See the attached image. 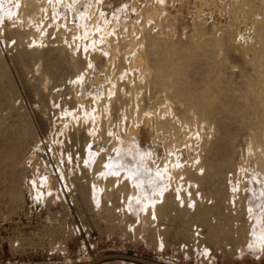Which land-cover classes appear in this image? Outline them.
<instances>
[{"label":"rangeland","instance_id":"rangeland-1","mask_svg":"<svg viewBox=\"0 0 264 264\" xmlns=\"http://www.w3.org/2000/svg\"><path fill=\"white\" fill-rule=\"evenodd\" d=\"M193 23L187 14L179 12L174 18H168L163 22L164 34L157 36L162 43H154L147 31H142L144 36L138 38L143 43V56L150 72L142 79L128 71L124 61L127 53L121 51L124 55L117 54L111 63L109 55L89 50L87 46L95 33L91 37L80 36L78 55L73 59L68 51L61 49L59 34L54 35L50 28L43 47L27 48L23 41L28 32L11 28L6 20L0 21V264H82L107 254H126L165 264H264V249L259 252L246 247L249 239L246 209L249 206L258 213V200L264 206V168L258 170L254 159L246 157L249 138L258 133L256 125L263 115L259 109L261 88L253 66L246 64L243 53L225 34L219 42L210 36H205L203 41L194 37L197 42H193L191 37L197 27ZM204 28L209 35L210 23H205ZM204 42L207 50L200 49ZM172 44L174 51L170 50ZM215 46L218 50L213 51ZM173 53V58L189 56L184 65L186 70L181 72L182 76H171L172 82L175 85L187 83L201 93L210 88L217 91L220 101L209 120L211 134L202 141L206 147L198 151L200 160L196 165L182 166L179 191L182 204L173 188L165 191L157 205L158 211L152 212L148 219H142L141 215L138 218L137 195L132 193L129 198L131 193L127 188L121 195L105 192L100 206L92 204L86 196L93 175L84 169L90 146L86 132L89 124L81 121L80 106L92 107L89 94L94 93L96 82L92 81V91L81 98V103L77 97L80 91L77 76L83 73L88 78L93 69L105 76V80L102 79L105 93L99 97L96 110L100 113V132L104 136V112L111 118L113 130L116 124V129L120 125L119 116L126 108L130 110L129 117L138 121L143 108L159 114V107L168 100L157 88L145 83L152 82L158 74L167 75L168 72L160 68L170 65L168 60ZM110 85H115L113 91L107 87ZM106 97L114 100L108 101ZM175 102L170 101L169 119L186 117L183 103ZM222 108L230 111H220ZM83 112L86 113V109ZM123 122L128 128V118ZM178 135L179 132L174 136ZM143 142L121 147L124 169L143 165L153 173L156 166L141 159V152L149 146L148 141ZM168 147L173 149L171 145ZM40 162L49 168L47 172L56 186L54 193L36 182L38 177L34 170ZM201 165L203 169L197 170ZM252 193L256 199L250 198ZM216 194L226 197L225 206L216 207ZM188 199L195 204L191 209L190 204H186ZM165 203L166 208L161 209ZM206 207L207 222L216 229L214 242L209 241L207 225L201 223L195 211Z\"/></svg>","mask_w":264,"mask_h":264},{"label":"bare ground","instance_id":"bare-ground-1","mask_svg":"<svg viewBox=\"0 0 264 264\" xmlns=\"http://www.w3.org/2000/svg\"><path fill=\"white\" fill-rule=\"evenodd\" d=\"M178 12L187 14L188 17L197 24L195 28L196 32L191 37L193 42L196 41H194V37L196 39L198 37V39L200 38L202 39L201 41H203L205 36H210L211 39L217 42L219 38L223 37V34H225L228 39L237 46V50L239 49L240 53H243L246 64L249 63L253 66V72L256 74V81L260 85V87L259 85L258 87L261 88L259 89L261 90L259 91L261 95V106L259 109L262 110L263 115L256 125L258 133H253L249 138L246 157H248V159L253 158L254 165L258 170L262 171L264 168V0H76L72 2L71 0H0V21H8L10 27L12 26L14 29L22 28L26 30L28 32V37L24 39L23 44L26 45L27 48L32 46L36 48L43 47L45 39H47L46 34L49 32L48 28H50V31H52L54 35L59 34L61 49L68 51L74 59L78 55L77 48H79L78 43L80 42V36L91 37V35L95 33L96 36L90 40L89 46H87L88 48L90 47L89 50L92 51V49H94L97 53L106 56L109 55L108 60H110V62H113L117 54L121 53V55H124V52L125 54L127 53L128 57H126L124 61L128 64V71L135 72L136 75L142 79H145V75L147 73V75H149L150 72L147 70L146 61L143 56V43H140L141 41L138 37L144 36L142 31H144V33L147 31V35L153 38L154 43L157 41L161 42V38H157V36L164 34L162 32V28H165L163 22L168 18H174ZM148 21L152 22L149 24ZM207 22L211 25V32L209 35L204 28ZM172 30L173 29H170V32ZM139 34L140 36H138ZM169 34L171 35V33ZM119 39L121 40L120 44L124 42L121 48L119 47L120 44H118ZM201 41L199 40V42ZM190 44L191 43H189V46ZM205 45L203 44L200 49L207 50L208 47ZM219 45L220 43L218 47ZM174 49L173 44L170 45V50L174 51ZM212 50H218V48L216 47V49L213 48ZM121 51H123V53ZM189 52L187 53L190 54ZM206 52L203 51L202 53L206 54ZM188 54L178 58H173L174 53L171 54L168 60L171 61L170 65H163V67L160 68L161 70H166L168 72L167 75L160 77L158 74L152 82L145 83L151 84L154 88H157L159 94H162L163 97L168 100L167 104H163L159 107V114L153 113L149 108H143L141 110V118L138 121L129 117L128 114L130 110L126 108L128 110L126 111L125 109L119 116L120 125L116 129L118 125L116 124L115 130H113V126L111 127L110 123L111 118L109 119L107 112H104L103 118L105 119L104 126L106 130L104 136H102L100 132V113H97L96 110L98 102L100 101L99 97H102L105 93L103 92L105 88L103 81L105 80V76L95 69L92 70L88 78H85L83 73L77 76L76 79L80 86L79 95L77 94V97L81 103L83 97L88 96L92 91V81L96 82L94 93H90L91 95L89 94L93 103L92 107L85 108L84 105L80 106V113H82L80 114V119L84 124H89V126L86 127V132L90 138V146L87 148L88 154L87 160L84 162V169L89 175H93L92 181H89V194L86 196L92 204L100 206L101 197L105 192V194L110 191L120 192L121 195V192L127 188L131 193L129 198L132 197V193H136L137 195L136 200L140 204L138 218L141 215L142 219H148L149 215L155 212L166 190L173 188L176 198L181 201L179 191L182 185V166L184 164L193 166L194 164L196 165V161L198 162L200 160V153H198V151L201 152L202 149H205L206 146L202 144V141L208 134H211L212 130L209 121L211 113L219 107L220 102L217 91H211L210 88H207L205 92L201 93L193 90L187 83L175 85L172 82L171 76H179L182 74L181 72L183 70H186L187 66L184 65H186V61L188 60ZM88 66H91V64L88 63ZM35 71L38 70H34V72ZM150 71H152V69ZM157 71H159V68ZM250 75L252 77V73ZM131 76L133 75L131 74ZM183 76L185 77L184 74ZM218 76L219 75L216 77ZM165 77L169 79L166 80ZM125 79L129 82L132 80H129L127 76ZM170 79L171 82L169 81ZM187 80L188 79H186V81ZM115 85H113V87ZM99 87L102 88L95 93ZM107 87H109L110 91L111 89L113 91L111 85ZM252 92L253 91H251V93ZM106 98L108 100L109 97ZM172 99L176 102L180 101L183 103V111L187 114L186 117L182 115L169 119L172 111L170 105ZM109 100L112 101L114 99ZM85 109L86 113L83 112ZM242 109L241 110L244 111V108ZM253 109L252 107V110ZM220 111L229 112L230 110L222 108ZM127 118L129 121L128 128L125 127L123 122ZM206 129L208 132H206ZM178 132V137L174 136ZM133 133L135 136H131ZM166 134L172 135L166 136ZM143 141H148L147 144H149V146L147 150L143 149L144 151L141 152V159L143 162H152L156 166L153 173L147 170L148 168L146 169L143 165L128 170L124 169L123 162L125 160L121 154V147L136 144L134 142L141 143ZM170 145L173 149L168 147ZM30 160L31 159H29V161ZM47 169L41 162L36 164L34 170L37 173V176H35L38 177V181L36 182L45 186L48 191L52 193L53 191L55 192L56 186L52 178H50ZM202 169L203 166L201 165L197 170L201 171ZM35 172L34 174H36ZM150 175H152V177L149 179V183L146 179L149 178ZM40 187L41 186L38 188L40 189ZM198 198L200 199V197ZM216 198L218 199L216 207L222 204L225 206L226 197L223 198V195L220 196L216 194ZM250 198L256 199V195L252 193ZM257 202L258 213L253 212V209H249V206L248 208L246 207L247 211L245 210L247 212L246 219L249 222V224L247 223V234L249 239L247 240L246 247L250 250H260L259 252H261L264 249V206L261 200ZM166 203L161 209L164 207L166 208ZM186 204H190V209L195 205L190 199L187 200ZM207 209V207L206 209L197 208L195 211L201 223L207 225L209 241L214 242L216 229L213 224L207 222L208 218L205 217V215H207Z\"/></svg>","mask_w":264,"mask_h":264},{"label":"water","instance_id":"water-1","mask_svg":"<svg viewBox=\"0 0 264 264\" xmlns=\"http://www.w3.org/2000/svg\"><path fill=\"white\" fill-rule=\"evenodd\" d=\"M111 261H124L132 264H165V263L139 258L131 255H126V254H107L104 256L94 258L82 264H103Z\"/></svg>","mask_w":264,"mask_h":264}]
</instances>
